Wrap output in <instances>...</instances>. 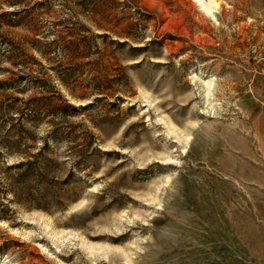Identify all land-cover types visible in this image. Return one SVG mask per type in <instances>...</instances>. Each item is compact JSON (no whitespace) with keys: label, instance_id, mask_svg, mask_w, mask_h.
Segmentation results:
<instances>
[{"label":"rangeland","instance_id":"rangeland-1","mask_svg":"<svg viewBox=\"0 0 264 264\" xmlns=\"http://www.w3.org/2000/svg\"><path fill=\"white\" fill-rule=\"evenodd\" d=\"M216 1L0 0V264H264V0Z\"/></svg>","mask_w":264,"mask_h":264},{"label":"trees","instance_id":"trees-1","mask_svg":"<svg viewBox=\"0 0 264 264\" xmlns=\"http://www.w3.org/2000/svg\"><path fill=\"white\" fill-rule=\"evenodd\" d=\"M38 41V40H34ZM40 43V41H38ZM47 43H43V48L41 50V54L46 53L47 50H49V46L46 45ZM12 54L9 52L7 53L6 57H11ZM25 79L24 75L18 76L16 80H0V89L6 90V89H11V90H17V92L21 91L23 92L24 90L27 89L28 85L24 84L22 85V80ZM10 100L9 103H0V113L2 111H10L11 110H16L17 114H14L15 116H11L10 120L15 121V123H10L8 127L3 131L5 133V138L3 140H0V143L2 147H4L6 150L9 152L16 151L20 147V143L23 139L26 138L27 130H24L23 128L20 129V122L23 120H31L32 114H26L28 107H29V101H23L17 97H8ZM22 102V108L19 110L17 108L16 102L19 101ZM26 110V111H24ZM18 127V128H17ZM4 128V124L0 125V129ZM14 134H16V138L13 139Z\"/></svg>","mask_w":264,"mask_h":264},{"label":"bare ground","instance_id":"bare-ground-1","mask_svg":"<svg viewBox=\"0 0 264 264\" xmlns=\"http://www.w3.org/2000/svg\"><path fill=\"white\" fill-rule=\"evenodd\" d=\"M195 3H197L202 10H206V14L211 15V8H216L218 6V3L216 0H209L207 3L205 2V0H193ZM206 86H207V92L206 95L208 96L209 94V88H210V82L207 80L206 82Z\"/></svg>","mask_w":264,"mask_h":264}]
</instances>
